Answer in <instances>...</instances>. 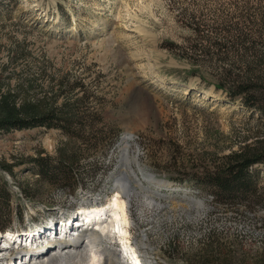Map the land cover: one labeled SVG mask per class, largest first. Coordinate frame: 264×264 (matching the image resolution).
Masks as SVG:
<instances>
[{
  "label": "rangeland",
  "instance_id": "obj_1",
  "mask_svg": "<svg viewBox=\"0 0 264 264\" xmlns=\"http://www.w3.org/2000/svg\"><path fill=\"white\" fill-rule=\"evenodd\" d=\"M263 14L260 0H0V122L54 113L82 129L0 131V234L26 250L38 245L30 230L44 234L32 223L107 206L128 144L130 181L147 187L130 197L127 226L144 263H263L264 166L251 170L263 200L250 209L204 181L264 144V118L216 89L247 64L219 61L205 37L236 28L264 40ZM47 157L74 160L71 188L39 175L32 162ZM160 182L172 186L163 196Z\"/></svg>",
  "mask_w": 264,
  "mask_h": 264
},
{
  "label": "trees",
  "instance_id": "obj_2",
  "mask_svg": "<svg viewBox=\"0 0 264 264\" xmlns=\"http://www.w3.org/2000/svg\"><path fill=\"white\" fill-rule=\"evenodd\" d=\"M260 1L264 2V0ZM251 23L257 25L254 21ZM261 29L264 30V23L261 24ZM194 30L196 33L201 31L200 29ZM234 30L236 34H230L228 38L220 37V33H217L215 38L205 37L210 44L208 49L216 48L218 51L219 61L230 63L239 58L241 62L247 64L244 71L241 67L237 69L236 78L233 77L232 70L226 72L229 86L218 85L216 89H222L230 100L239 99L246 109L248 108L264 118V40L255 41L247 31L244 32L236 28ZM262 34L264 36V33ZM79 119L64 118L54 113L30 119H10L0 122V131L5 133L44 127L47 129L60 128L66 134L75 135L82 130L76 131ZM227 161L223 166H218L217 173L208 175L204 181L215 191L218 197L226 202H244L248 209L255 205V202L260 203L263 196L257 192V179L251 170L255 166H264V144L252 151L248 150L246 153L233 155L229 160L230 162ZM32 164L38 168L39 175L48 185L58 184L66 189L73 186L71 168L75 163L72 158L66 161L56 160L53 157L39 158ZM4 169L13 172L8 165ZM8 206L9 195L2 190L0 192V215H2L4 208L5 211L7 210ZM260 264H264V262Z\"/></svg>",
  "mask_w": 264,
  "mask_h": 264
},
{
  "label": "bare ground",
  "instance_id": "obj_3",
  "mask_svg": "<svg viewBox=\"0 0 264 264\" xmlns=\"http://www.w3.org/2000/svg\"><path fill=\"white\" fill-rule=\"evenodd\" d=\"M128 148L129 145L127 144V147L122 150L123 156L120 161V167L122 169L120 172H116L114 175L115 184L117 186L115 190L117 193L113 195V199L108 202L107 206L99 207L98 209L94 210L93 208L95 207L86 208L88 210H85L84 208L83 210H80L78 213V217L80 218L71 224V227L68 228L67 226L64 228L65 233H70V235L72 234L73 237H71L72 239L70 241L68 240V242L65 244L67 249L64 250L63 254H58V247H55V245L50 246L51 248L49 247L48 250L51 249L52 251V248L55 247V252L53 253V250V254H48L50 255L49 259L47 260L48 262H43L42 264H123V258H125V255L129 259H134V264H141L138 252L135 249V246H133L131 243L127 228V226H129L128 207L131 201L134 200L130 197L138 196V186L142 190L146 189L147 187H144L142 183L138 182L134 178H132L130 181L129 176H134V171L130 168V156ZM125 171H127V174ZM147 178L145 182H147L149 185H154L156 183L154 180ZM131 182L135 183L137 187L132 185ZM162 186L167 188L172 187L170 185H163L162 182H160L155 195L163 196L164 194L161 192L168 191L163 189ZM120 193H122L125 197H121L122 194ZM105 233L116 236L115 240L117 239V241L114 243L118 244L120 248H116L117 246H114V243L111 241L107 244H103V242L101 244L100 241L102 240V236L103 234L105 235ZM1 237L3 239L0 243L4 248L3 250L0 249V253H2L4 250L8 251L9 248L12 250H17V253L23 251L21 244L24 242V240L22 241L21 237H17V235L11 231L3 233ZM13 237L20 241H16ZM145 239L146 236H142L141 240L143 242ZM76 240H78V242H76ZM62 260H64L65 263Z\"/></svg>",
  "mask_w": 264,
  "mask_h": 264
},
{
  "label": "built area",
  "instance_id": "obj_4",
  "mask_svg": "<svg viewBox=\"0 0 264 264\" xmlns=\"http://www.w3.org/2000/svg\"><path fill=\"white\" fill-rule=\"evenodd\" d=\"M70 239L71 237L68 236L65 238L64 241H61V243L58 244L59 245L58 251L56 250L58 254H63L64 250L67 249L65 247V244ZM38 240L34 241L38 245H35V247L33 248L28 246L26 250L21 251L19 254L17 253V250H12L10 248L8 251L0 253V264H42L43 262H47L50 255L53 254L55 250L52 253V251L48 250L49 247L47 246L48 245L47 242L42 243L41 241H38ZM60 245H64V248H62ZM3 248H4L3 245L1 246V243H0V249L3 250ZM140 260H141V264H146L144 263L143 259L140 258ZM123 261H124L123 264H134V259L132 258L129 259L126 257V255H125V258H123Z\"/></svg>",
  "mask_w": 264,
  "mask_h": 264
}]
</instances>
